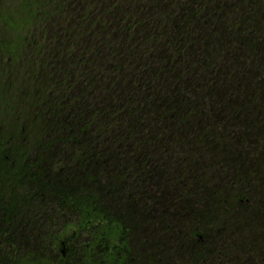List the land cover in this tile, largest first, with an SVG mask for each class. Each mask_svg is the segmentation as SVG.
Here are the masks:
<instances>
[{"label": "trees", "instance_id": "obj_1", "mask_svg": "<svg viewBox=\"0 0 264 264\" xmlns=\"http://www.w3.org/2000/svg\"><path fill=\"white\" fill-rule=\"evenodd\" d=\"M55 15L51 58L63 54L46 66H61L64 92L47 103L59 144L43 159L74 163L60 172L71 189H50L49 171L30 180L63 192L61 212L77 211L101 241L100 193L117 209L159 211L161 222L189 207L180 221L194 241L216 212H259L224 220V239L247 245L236 253L245 258L220 251V264H264V0H59Z\"/></svg>", "mask_w": 264, "mask_h": 264}, {"label": "flooded vegetation", "instance_id": "obj_2", "mask_svg": "<svg viewBox=\"0 0 264 264\" xmlns=\"http://www.w3.org/2000/svg\"><path fill=\"white\" fill-rule=\"evenodd\" d=\"M6 46L5 42L1 49L10 51L11 46L10 48ZM0 129L2 130V127ZM14 147V142L0 141V154L4 151L9 152L5 157L7 159L12 157L9 163L12 170L17 169V173L20 172L18 170L20 166L17 155L12 151ZM27 163V166H30L31 160L28 159L24 167ZM16 173L11 176L14 181L22 180L28 189L33 187L31 192H20L17 198L23 199L25 204L32 203L34 197L39 198L41 207L38 211L43 214L39 221L42 223L38 225L39 229L36 226L33 230L29 227L32 219L28 217L27 223L23 224L22 218L17 214V210L23 207L10 204L16 194L13 191L8 194L0 193V246L12 248L13 246H28L27 251L29 252L24 258L9 254L8 257L0 255V264H95L96 258L103 264H176L182 259L184 264H190L191 258H245V256L236 254L239 252L243 255L240 247L247 245L245 240L227 242L229 239H224L227 234L226 227L223 225L224 220L245 221L259 214L256 211H238L240 208L223 209L224 211L214 214L215 223L202 224L201 230L204 234H197L198 238L194 241L193 225L189 221H180L183 218H190L189 207L185 208L184 213H175L172 216L173 222H165V219L161 222L159 211H154L155 215H153L154 212L139 215L138 211H129L125 207L117 209L113 206V198L109 197V222L103 233L104 240L101 241L94 225L80 222L77 211H70V208H66V211L61 213L62 215L69 213L73 217L57 223H48L47 204L55 205L50 207L51 209L58 208L62 211V208L58 206V200L63 192H47L45 191L46 184L40 188V192H37L36 187L39 185H36V181L30 180L32 175L28 176L27 172L23 175ZM26 208L28 209V205ZM115 213L118 214L114 216ZM240 224L243 230L250 229L247 223ZM250 231L255 234L252 228ZM231 232L228 236L235 234L232 230ZM244 232L246 231H242V234H246ZM257 244L254 247L258 248ZM33 246L39 247L40 250L33 251ZM194 246L197 248L195 252H199L196 256L193 254ZM254 247L252 250H255ZM220 251H225V257Z\"/></svg>", "mask_w": 264, "mask_h": 264}, {"label": "rangeland", "instance_id": "obj_3", "mask_svg": "<svg viewBox=\"0 0 264 264\" xmlns=\"http://www.w3.org/2000/svg\"><path fill=\"white\" fill-rule=\"evenodd\" d=\"M58 3L59 0H1L0 2V128L2 127V130L0 129V141L4 143L14 142L15 147L12 151L13 154L17 155L20 166L18 169L20 172L16 173L17 169H14L11 170L10 174L8 168L10 163L5 157L9 152L4 151L0 154V163L3 164L0 166V193L8 194L13 191L16 194L10 204L15 207H23L17 210L18 217L22 218L23 224H26L29 220L28 217H31L32 222L29 227H32L33 230L36 226L39 229L40 226L38 225L42 223L39 220L43 214L38 211L41 207L40 199L34 197L32 203L25 204L23 199L17 198L20 192H31L33 187L31 189L26 188V184L22 180L14 181L11 175L15 173L21 175V173L27 172L28 176L34 175L32 180H42L45 178H43L45 173L49 171L50 181L47 179V184H50V189L55 190L57 186L63 185L66 190L71 189L72 179L64 180L63 177L65 176H62L60 172L63 170L61 172L63 174H72L74 165L72 161L69 163V161L56 160L55 163L51 161L48 163L43 159L44 154L52 151L50 145L59 144V135H49L50 131L48 132L45 127L48 124L47 103L50 97L52 94L64 92L60 85V78H63L61 66H57L59 70L55 66L56 69L52 71L47 67L50 59H52V54H54L53 51H55L54 43L59 36L56 31L50 35L53 29L52 26H48L49 22L56 17ZM5 17L10 19L9 21L5 20L7 23L4 22ZM59 22V19H56L54 28L58 27ZM5 42L7 48L11 46L10 51L1 49ZM68 51L69 49H66L64 53H69ZM57 52L59 55L55 54L56 57L51 62H55V59L63 54L60 51ZM56 62L59 63V61ZM57 85L59 88L56 87ZM28 159L31 160L30 166H27V163L24 167ZM42 166L46 170L41 174L40 168H43ZM57 176H60L65 183H60ZM36 191L40 192V188L36 187ZM109 197L106 198L100 193L98 203L101 206L107 205L109 207ZM26 205H28V209ZM54 206L47 204L48 223H57L73 217L69 213L62 215L63 213L58 208H50ZM215 222L213 221V223ZM262 242H264V238ZM8 249L11 251L9 255H16L19 258L24 257L26 253L29 254L28 246H13V248L8 247ZM32 250L38 252L40 248L33 246ZM6 254L3 256L8 257ZM97 262L98 258H96L95 264ZM221 262L223 263L220 258H209L205 262L191 258L190 264H220ZM184 263L182 259L180 263L176 264Z\"/></svg>", "mask_w": 264, "mask_h": 264}]
</instances>
